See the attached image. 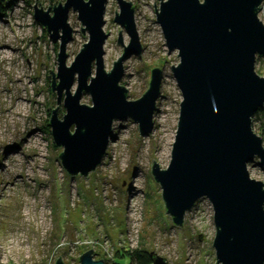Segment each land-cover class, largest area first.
<instances>
[{"label": "water", "instance_id": "water-1", "mask_svg": "<svg viewBox=\"0 0 264 264\" xmlns=\"http://www.w3.org/2000/svg\"><path fill=\"white\" fill-rule=\"evenodd\" d=\"M115 1L119 12L114 10L113 21L130 39L124 45L118 28L117 42L124 47L110 70L103 56L107 0H58L47 8L33 3L34 19L53 42L59 40L57 72L48 68L47 74L49 79L52 73L50 91L56 92L58 106L51 109L47 123L54 145L62 147L60 165L70 177L95 170L105 156L115 119L129 117L141 135L154 125L162 69L150 68L146 91L128 98L127 87L120 84L123 60L138 54L142 45L132 2ZM262 1L159 0L158 8L153 2L164 42L178 53L171 71L182 99L169 163L162 168L151 158L150 174L160 186L166 214L177 226L199 199L209 200L215 264H264V182L250 177L247 169L255 161L264 169L263 138L252 126L254 114L264 107V77L255 71L256 57H264V23L258 17ZM70 9L88 39L67 66V44L73 37ZM83 93L89 94L91 105L81 102ZM61 103L64 113L59 116ZM93 252H82L78 264H105L102 258L93 259ZM150 257L152 264H168L154 251ZM54 264H63L60 255Z\"/></svg>", "mask_w": 264, "mask_h": 264}, {"label": "rangeland", "instance_id": "rangeland-1", "mask_svg": "<svg viewBox=\"0 0 264 264\" xmlns=\"http://www.w3.org/2000/svg\"><path fill=\"white\" fill-rule=\"evenodd\" d=\"M127 1L133 4L142 48L123 60L120 84L127 87L128 98L135 99L148 88L150 68L161 67L154 125L150 133L141 135L129 117L115 119L105 156L84 177H67L58 158L62 147L53 145L52 134L44 128L48 108L58 106L56 92L50 91L52 73L49 79L47 74L48 68L57 72L59 40L52 41L26 0L0 10V50L4 49L0 54V264H54L59 255L63 264H78L79 255L89 248L93 259L127 264L126 257H115L122 246L154 251L168 264L216 262L209 200L199 199L185 212L182 226H177L166 214L160 186L150 174L151 158L162 168L170 159L182 99L171 65H177L179 57L176 50H168L155 21L153 2L158 8L159 0ZM36 2L47 8L58 0ZM114 10L119 12L117 1L107 0L103 25L107 70L130 39L124 27L113 21ZM258 17L264 23V0ZM68 22L73 37L67 44V66L88 39L71 9ZM118 28L124 45L117 42ZM255 60V71L264 77V57ZM75 86L76 81L72 91ZM80 100L92 103L87 93ZM62 112L61 103L59 116ZM262 122L254 119L252 126L264 145ZM247 169L250 177L264 182V169L257 161Z\"/></svg>", "mask_w": 264, "mask_h": 264}, {"label": "trees", "instance_id": "trees-1", "mask_svg": "<svg viewBox=\"0 0 264 264\" xmlns=\"http://www.w3.org/2000/svg\"><path fill=\"white\" fill-rule=\"evenodd\" d=\"M16 0H3L0 1V10L1 8H6V7H12ZM35 1L37 0H26L27 3H29V5L33 4ZM31 2V3H30ZM33 2V3H32ZM33 6V5H32ZM51 108H48V118L45 119V131H47V133L50 132V127L48 126V119L49 116L51 114ZM254 119H258L259 122L263 121L260 126L264 127V107L259 108L256 113L254 114L253 117V121ZM264 130V129H263ZM262 137V136H261ZM54 145V144H53ZM67 177H69L67 175ZM152 251L147 250L146 248H128V247H119V249H117L115 251V257H126V261L128 262L127 264H132L133 262H135V264H152L151 261V257H150V253Z\"/></svg>", "mask_w": 264, "mask_h": 264}, {"label": "bare ground", "instance_id": "bare-ground-1", "mask_svg": "<svg viewBox=\"0 0 264 264\" xmlns=\"http://www.w3.org/2000/svg\"><path fill=\"white\" fill-rule=\"evenodd\" d=\"M0 49H2V47L0 46ZM2 52H4L3 50H0V54H2ZM3 55V54H2ZM10 57V56H9ZM5 87V85H3V88ZM13 97V95L10 96V98ZM8 100V101H7ZM7 101V103H9V96H5L4 97V102Z\"/></svg>", "mask_w": 264, "mask_h": 264}]
</instances>
